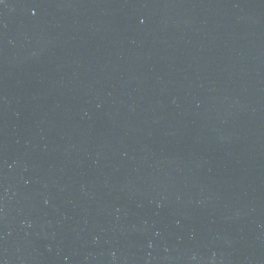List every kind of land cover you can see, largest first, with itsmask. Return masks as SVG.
Returning <instances> with one entry per match:
<instances>
[{"label":"water","instance_id":"95a60500","mask_svg":"<svg viewBox=\"0 0 264 264\" xmlns=\"http://www.w3.org/2000/svg\"><path fill=\"white\" fill-rule=\"evenodd\" d=\"M0 264H264V0H0Z\"/></svg>","mask_w":264,"mask_h":264}]
</instances>
